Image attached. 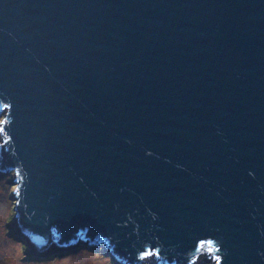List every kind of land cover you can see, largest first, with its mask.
<instances>
[{"label": "water", "instance_id": "95a60500", "mask_svg": "<svg viewBox=\"0 0 264 264\" xmlns=\"http://www.w3.org/2000/svg\"><path fill=\"white\" fill-rule=\"evenodd\" d=\"M1 114L36 259L264 264V0H0Z\"/></svg>", "mask_w": 264, "mask_h": 264}, {"label": "rangeland", "instance_id": "374dc122", "mask_svg": "<svg viewBox=\"0 0 264 264\" xmlns=\"http://www.w3.org/2000/svg\"><path fill=\"white\" fill-rule=\"evenodd\" d=\"M4 114H1L2 121ZM13 175L0 174V264H116L105 246L93 248L80 247L70 251L53 254V250L44 259H36L29 240L19 233L15 224L14 201L15 187ZM51 255V256H50ZM147 264H157L148 260ZM197 264H211L207 258H201Z\"/></svg>", "mask_w": 264, "mask_h": 264}, {"label": "snow or ice", "instance_id": "6c2138e0", "mask_svg": "<svg viewBox=\"0 0 264 264\" xmlns=\"http://www.w3.org/2000/svg\"><path fill=\"white\" fill-rule=\"evenodd\" d=\"M0 123H2V121H0Z\"/></svg>", "mask_w": 264, "mask_h": 264}]
</instances>
